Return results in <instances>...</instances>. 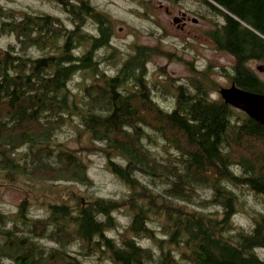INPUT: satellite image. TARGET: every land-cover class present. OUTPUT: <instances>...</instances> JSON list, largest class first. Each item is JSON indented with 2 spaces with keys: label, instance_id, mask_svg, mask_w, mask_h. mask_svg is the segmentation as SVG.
Wrapping results in <instances>:
<instances>
[{
  "label": "trees",
  "instance_id": "16d2710c",
  "mask_svg": "<svg viewBox=\"0 0 264 264\" xmlns=\"http://www.w3.org/2000/svg\"><path fill=\"white\" fill-rule=\"evenodd\" d=\"M195 1L206 21L222 19L211 21L208 39L233 59L224 77L264 96V82L249 67L264 62V0ZM55 2L69 27L43 12L17 15L0 5V41L14 40L0 47V175L13 184L43 178L59 196L42 191L41 201L25 196L13 215L0 212V264H86L81 256L112 264H264V211L247 207L253 195L264 210V127L210 98L218 93L210 66L187 63L201 81L149 82L152 57L173 54L135 44L122 58L108 14L89 0ZM109 64L113 75L102 68ZM79 74L90 81L77 99L70 84ZM157 94L171 95V107L160 106ZM71 116L103 146L106 169L126 190L120 199L92 195L87 165L52 144ZM159 141L173 153L159 157ZM33 202L42 217L30 216ZM122 211L126 226L108 236ZM247 213L250 225L234 221Z\"/></svg>",
  "mask_w": 264,
  "mask_h": 264
},
{
  "label": "rangeland",
  "instance_id": "374dc122",
  "mask_svg": "<svg viewBox=\"0 0 264 264\" xmlns=\"http://www.w3.org/2000/svg\"><path fill=\"white\" fill-rule=\"evenodd\" d=\"M90 3L105 14H108L113 21V45L122 53L121 57L125 58L126 54L130 53L133 45L155 47L158 46L163 52L171 53L174 56L169 59L164 55H154L149 62V82L156 81L164 86L171 85L170 79L174 80L175 85L186 83L190 79L196 77L189 66L197 70H203L210 66L212 72L210 80L219 88H226L230 86V82L224 77L222 68L230 70L232 65V58L222 52L215 50L214 44L208 39V33L211 31L212 22L203 21L197 25H189L183 32L176 31L171 25V18L166 15L164 8H167L174 14L177 12H187L191 16L193 14H200L206 12V9L198 4L195 0H89ZM0 5L5 10L15 12L17 15L22 13H39L43 12L60 18L67 27L70 26L67 20V15L59 9L55 0H2ZM214 17V16H213ZM215 18V17H214ZM222 20L218 18L220 23ZM88 32H94V26L89 25ZM14 44L12 38L2 39L0 47L5 48L7 44ZM35 55H40L38 51ZM182 59V61H180ZM250 69L257 75V77L264 82V62L251 61ZM258 66L263 69L259 71ZM107 73L113 75V66L103 65ZM90 79L84 78L81 74L76 75L70 84L73 91H76L77 99L80 98L81 88L87 84ZM208 82H206L207 84ZM205 84V85H206ZM207 86V85H206ZM172 92V90L170 89ZM171 96V95H170ZM162 99L163 97L157 94L156 100L160 106L170 108L173 103V98L170 97ZM212 99H219L217 92H213L210 96ZM159 147L156 146V153L159 157L165 155L164 149L170 154L173 152L163 148L164 145L159 141ZM55 148L68 149L75 153V155L88 167V176L93 181V188L88 190L92 195L102 198L120 199L126 190L106 169L105 156L101 152L103 146L91 141L88 133H86L76 116H71L70 120L66 122L61 131L57 133L53 143ZM0 175V212L7 216L13 215L16 205L25 197L42 199V191L45 192L47 198L52 200L59 196L54 194L57 191V186H44L46 183L40 181L50 182L43 178H37L38 181H32L25 177H19L17 181L9 183L3 181ZM48 188H52L48 190ZM84 190V188H82ZM41 201V200H40ZM262 199L255 198L253 195L247 196V207L255 211H264ZM31 206L30 216L32 218L42 217V207L35 202ZM250 213L237 214L234 221L242 226L250 225ZM120 227L108 233L110 237H116L126 226L129 216L126 211H122L116 215ZM143 244L150 245L143 241ZM81 251V250H80ZM70 252L77 254L79 250L76 246L70 248ZM264 259V251L259 252ZM86 259V264H112L108 261H101V257H79ZM178 259V255L175 254ZM4 264H9L5 262Z\"/></svg>",
  "mask_w": 264,
  "mask_h": 264
},
{
  "label": "water",
  "instance_id": "95a60500",
  "mask_svg": "<svg viewBox=\"0 0 264 264\" xmlns=\"http://www.w3.org/2000/svg\"><path fill=\"white\" fill-rule=\"evenodd\" d=\"M219 94L225 104L242 110L258 125L264 127V97L243 93L234 86L220 89Z\"/></svg>",
  "mask_w": 264,
  "mask_h": 264
},
{
  "label": "flooded vegetation",
  "instance_id": "af4514ba",
  "mask_svg": "<svg viewBox=\"0 0 264 264\" xmlns=\"http://www.w3.org/2000/svg\"><path fill=\"white\" fill-rule=\"evenodd\" d=\"M167 13L168 11L165 10ZM194 16H191L189 13L187 12H177L176 16H179V23H177L176 25H174V28L179 30L180 32H183L184 30H186L188 28L189 25H197L199 23H203V21L206 22L205 16L204 15H200V14H193ZM175 17V16H173ZM207 17V16H206ZM209 20L212 21L213 23L218 22V18H213V17H209ZM222 20V19H221ZM219 23V22H218ZM221 23V22H220Z\"/></svg>",
  "mask_w": 264,
  "mask_h": 264
},
{
  "label": "bare ground",
  "instance_id": "6f19581e",
  "mask_svg": "<svg viewBox=\"0 0 264 264\" xmlns=\"http://www.w3.org/2000/svg\"><path fill=\"white\" fill-rule=\"evenodd\" d=\"M207 2H209V1H207ZM214 7V6H213ZM210 9V8H209ZM218 9V8H217ZM221 9V8H220ZM227 15V14H226ZM261 96V95H260Z\"/></svg>",
  "mask_w": 264,
  "mask_h": 264
}]
</instances>
